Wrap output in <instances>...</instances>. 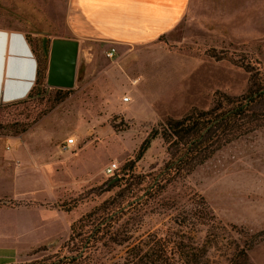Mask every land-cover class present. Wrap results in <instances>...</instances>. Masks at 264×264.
I'll return each mask as SVG.
<instances>
[{
    "label": "rangeland",
    "instance_id": "obj_1",
    "mask_svg": "<svg viewBox=\"0 0 264 264\" xmlns=\"http://www.w3.org/2000/svg\"><path fill=\"white\" fill-rule=\"evenodd\" d=\"M47 3L0 0V24L22 22L32 32L28 34L34 51L39 52L43 38L45 46L52 38L53 28L47 27L42 11ZM101 49L99 45L97 52L102 53L104 64L99 71L88 68V72L92 84L111 82L108 91L79 92L77 85L52 103L53 92L44 80L40 92L0 104V150L10 156L11 164L16 163L12 155L18 150V139L21 143L17 170L0 171V264L64 253L70 223L118 189L97 193L100 185L112 181L104 172L108 163L114 161L120 168L151 127L167 115L180 116L189 104L208 107L215 90L244 92L248 73L240 62L264 64V0H190L174 29L149 45L125 51L120 64ZM89 60L93 54L81 50L80 74ZM110 63L142 78L127 91L130 79L124 74L127 80H121L122 75L111 72ZM163 63L168 75L174 70L173 79L168 77V89L152 107L144 93L158 84ZM109 76L112 79H102ZM115 85L119 92H113ZM182 92L193 95L188 105L180 101ZM125 107L127 115L122 113ZM70 136L75 143L64 148ZM167 159L163 139L157 136L138 160L136 171L151 177ZM145 184L134 188L141 201L119 219L128 240L99 247L88 263L131 264L132 244H155L166 237L201 253L205 264H225L233 248L264 228V126L226 143L157 194H145L149 189L143 188ZM75 200L71 210L61 208ZM247 254V264H264V237Z\"/></svg>",
    "mask_w": 264,
    "mask_h": 264
},
{
    "label": "trees",
    "instance_id": "obj_2",
    "mask_svg": "<svg viewBox=\"0 0 264 264\" xmlns=\"http://www.w3.org/2000/svg\"><path fill=\"white\" fill-rule=\"evenodd\" d=\"M35 54L36 81L28 95L44 89L42 86L48 55L42 45L40 51H35ZM240 65L248 73V83L244 92L231 94L215 90L208 107L192 105L184 114L167 115L151 127L132 156L110 175L109 180L115 175L117 178L97 188V193H102L118 187L116 192L70 223V234L64 242L66 248L64 253L27 263L7 264H82L83 261L89 264L88 260L95 255L99 247L122 244L128 240V236L120 229L119 219L128 209L141 201L139 199L141 194L135 192V186L147 182L143 187H149L145 194H157L165 189L167 183L191 172L195 166L204 162L226 143L264 126V64L256 61L253 64L240 62ZM69 91V88L51 87L49 92H53L52 103L64 99ZM157 136L163 139L168 159L157 173L148 177L137 172L136 168L138 160L149 147L151 140ZM76 204L75 200L61 205V208L68 211ZM262 237L264 228L250 233L243 243L233 248L225 264H247L248 249ZM163 238L156 240L155 244H150L149 241L132 244L128 250L130 257L128 263L205 264L201 259V253L186 250L183 246L175 245L174 241Z\"/></svg>",
    "mask_w": 264,
    "mask_h": 264
},
{
    "label": "crops",
    "instance_id": "obj_3",
    "mask_svg": "<svg viewBox=\"0 0 264 264\" xmlns=\"http://www.w3.org/2000/svg\"><path fill=\"white\" fill-rule=\"evenodd\" d=\"M47 2V6L43 7L42 11L48 19L47 27L50 25L53 28L52 37L76 38L79 41L78 54L81 50L89 55L93 54L92 61L84 62L86 66L82 74L79 72L80 62L77 57L75 81L69 88L70 91L79 85L77 88L79 92H105L108 91L109 86H112L111 82H105L102 85L97 84L95 80L92 84L90 83L92 72H88V68L99 71L104 64L102 53L97 52V47L101 45V51L104 50L106 55V51L113 46L115 48L113 55L117 59L115 61L120 64L125 51L132 52L149 45L158 40L161 35L174 29L187 12L190 0H47ZM28 33L32 32L22 22L17 21L13 25L0 24V104L24 99L35 84L37 58ZM163 64L156 77L158 84L151 85L148 92L144 93L146 103L151 104L152 107V102L164 96L162 92L168 89L167 82L173 79L174 70H170L173 74L168 75L169 69L165 63ZM110 66L111 72L122 75L121 80H127L124 74L130 79L132 84L129 82V85L125 87L127 91L129 87L136 86L142 78V75L138 73L135 77L130 76L124 68L121 67V71L115 64L110 63L108 67ZM102 79L112 78L109 76ZM113 92H119L116 85ZM190 94L189 92L181 93L182 105H188V102L192 100ZM130 99H133V95H130ZM189 105L184 109L185 112L192 106ZM122 113L127 115L126 107L122 109ZM18 142V150L12 155L16 163L11 164L10 156L5 152L3 154L0 150V160L3 161L0 165L1 172L17 170L15 165H19L17 162L21 160L19 139Z\"/></svg>",
    "mask_w": 264,
    "mask_h": 264
},
{
    "label": "water",
    "instance_id": "obj_4",
    "mask_svg": "<svg viewBox=\"0 0 264 264\" xmlns=\"http://www.w3.org/2000/svg\"><path fill=\"white\" fill-rule=\"evenodd\" d=\"M43 45L48 55L46 85L49 87L70 88L74 85L79 41L76 38L54 36L49 46ZM117 175L114 176L115 179ZM111 179V180H113Z\"/></svg>",
    "mask_w": 264,
    "mask_h": 264
},
{
    "label": "built area",
    "instance_id": "obj_5",
    "mask_svg": "<svg viewBox=\"0 0 264 264\" xmlns=\"http://www.w3.org/2000/svg\"><path fill=\"white\" fill-rule=\"evenodd\" d=\"M115 48L112 46L108 51H106V55L108 57H111L114 53ZM125 100L129 99L128 95L124 96ZM75 143L74 137L70 136L65 139L64 148H70ZM117 169V163L116 162H110L104 167V172L107 175H113L115 170Z\"/></svg>",
    "mask_w": 264,
    "mask_h": 264
}]
</instances>
